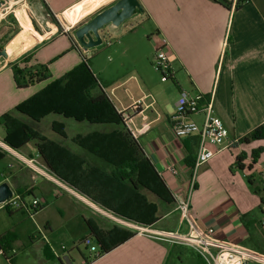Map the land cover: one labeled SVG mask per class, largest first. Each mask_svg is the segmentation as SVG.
<instances>
[{
  "label": "crops",
  "instance_id": "obj_1",
  "mask_svg": "<svg viewBox=\"0 0 264 264\" xmlns=\"http://www.w3.org/2000/svg\"><path fill=\"white\" fill-rule=\"evenodd\" d=\"M115 1L40 0L46 12L65 13L71 18L78 13L97 14ZM137 1L141 12L114 30L106 27L102 31L105 45L110 46L109 40H113L112 48L104 51L114 57V63L108 66L104 56H100L103 51L96 48L85 51L67 33L56 34L49 40L34 31L14 40L27 27L16 34L9 33L2 54L7 53L10 59L0 56V117L49 82L61 78L85 57L116 112L130 115V136L148 164L118 165L121 152L117 150L105 156L115 165L100 162L92 156L94 151L71 142L76 133L68 132L66 139L54 133L53 122L63 121L71 127V120L51 115L52 120L45 124L47 136L68 143L71 151L85 160L71 169V187L44 178V171L53 172L38 154L36 142H27L18 149L7 145L6 130L1 124L0 184L7 182L14 194L17 188L30 190L32 195L28 197L40 199L42 206L49 195L55 202L63 200L61 207L70 214L69 210L73 214L87 212L82 215L85 229L80 228L76 234L79 241L89 236L88 222L105 247L116 246L89 264H204L190 248L158 241L138 231L187 230L171 196L187 193L198 143L196 136L177 139L171 128L181 90L190 96L212 97V114L222 121L231 138L239 140L264 123V0ZM1 21L3 28L10 29L7 20ZM155 33L166 39L172 60V77L164 82L152 70L155 43L150 36ZM6 34L5 30L0 33V43ZM29 54L31 58L21 67L47 65L48 72L53 74L45 82L19 89L11 65ZM54 58L58 59L52 62ZM49 117L42 118L35 128L40 131L41 122ZM189 118L201 124L203 115ZM259 147H264V140L219 150L198 169L190 196L191 218L197 229L212 228L215 240L247 250L252 249L258 237L262 238L257 225L261 216L260 198L258 202L246 183L247 174L237 169L235 161L244 153L243 164L247 166L249 151ZM256 167L257 164L252 170ZM170 168L176 170L175 175ZM130 169L138 170V175L132 176L131 181L124 180ZM262 172L264 167L259 174ZM46 224L50 229L48 221ZM126 235L130 237L119 243ZM15 240L12 233L3 249L5 264H9L7 260L10 264L17 260L12 249ZM93 241L101 248L99 242Z\"/></svg>",
  "mask_w": 264,
  "mask_h": 264
},
{
  "label": "rangeland",
  "instance_id": "obj_2",
  "mask_svg": "<svg viewBox=\"0 0 264 264\" xmlns=\"http://www.w3.org/2000/svg\"><path fill=\"white\" fill-rule=\"evenodd\" d=\"M0 10L2 12H4L3 10L9 12L6 15L3 13L4 19L2 21L7 20L8 23L6 25L10 26V29H5L0 24V33L4 32V30L7 32L5 38L0 43L1 47L6 43L9 33L12 35V32H20L24 27L27 28L20 33L21 35H17L14 40L23 36V34L28 35L32 31L42 37L44 36L43 38L45 40H49L59 33H67L75 40L74 31L88 22L95 14L93 11L86 13L84 16L78 13L71 18V15L64 16L65 13H62L53 15V18L47 14L40 0H3L0 1ZM109 42L111 45L113 44V40H109ZM111 45L108 46L104 43L96 47L97 50L103 51V55L101 54L100 56H104L102 58L106 60L107 66L114 63V57L112 55H105V52L112 48ZM57 59L54 58L52 62ZM152 70L160 81H162L160 74L153 69V66ZM53 71H55L54 68ZM52 74L49 72V75ZM169 83L172 84L171 82ZM52 118L50 116L41 122V132H39L43 150L52 161L57 173L53 174L44 171L46 175L44 178H48L49 181L52 179L58 183L60 182L68 188L71 187V169L73 170L75 164L82 162V160L78 158L77 154L71 151V148H66L60 140L58 141L55 138L51 139L47 136V127L45 124L50 122ZM53 125L54 129L59 132L62 138H66L67 133L71 132L69 124H64L63 121L53 122ZM95 131L97 132L96 134L85 133L77 135L78 133L84 132L82 128H79L76 130V135L71 136L70 140H73L74 145L75 143L81 145L78 140L83 138L86 147H89L90 142H92L94 147L100 148L105 152H101L103 157L115 154V150H117V152H121L119 153L120 158L117 159L118 162L123 159H134V150L130 142L124 140V133L118 130L116 126L106 125L104 127H96ZM261 148L264 149V147ZM251 150L249 151V163ZM259 159L261 161L258 160L257 167L254 170L244 169L243 173L245 175L247 174L246 176L253 177V186L255 188L262 189L264 188V176H261L259 173L264 167V151ZM76 160H79V162ZM79 181L77 180V182ZM256 196L259 202V196ZM29 197H26V201L31 200ZM45 199L46 202L43 203V208L36 213L33 212L31 215L23 210L15 212L12 217H9L6 211L0 208V234L13 233L16 236V240L12 245V249L15 250L14 256L17 259L15 264H59L63 256H67L72 264H80L82 262L81 254L88 255V249L79 241L76 234L80 228L85 229L82 217L84 214L87 215V212L83 214L84 211H82L73 214L74 211L69 210L71 211L70 214V212L61 207L63 200L55 202L54 198L49 195ZM254 216L256 219L259 216L258 207L255 209ZM47 221L50 229L47 228ZM262 238L264 239V236ZM58 256L59 258H57ZM0 264H5L2 256H0Z\"/></svg>",
  "mask_w": 264,
  "mask_h": 264
},
{
  "label": "trees",
  "instance_id": "obj_3",
  "mask_svg": "<svg viewBox=\"0 0 264 264\" xmlns=\"http://www.w3.org/2000/svg\"><path fill=\"white\" fill-rule=\"evenodd\" d=\"M47 14L53 17L50 12H47ZM16 33L12 32V35ZM30 58V54L23 55L18 61L11 65L14 82L16 87L19 89L31 87L45 82L50 78L47 65H38L35 66V68L20 66L21 64H26ZM88 61V59L82 57L81 62L74 66L70 71L66 72L61 78L49 82L35 95L16 106L10 112L1 116L0 124L5 128L7 135L5 142L13 149H18L30 141L36 142L38 154L53 174H56L57 172L54 169L52 161L43 150V144L39 143L41 139L40 132L35 128V124L39 123L42 118L54 115L63 119L71 120V134L76 133V130L79 128H82V131L84 132L90 130V134H96V127H104L106 125L116 126L118 130L124 133V140L130 142L131 147L134 150V159H123L121 162H118V165L128 167L147 165L148 162L143 157L140 147L134 140H132L130 133L124 127L121 115L116 112L113 104L103 91L102 86L91 72ZM170 79H167L166 81ZM52 129L54 133L60 136L59 132L54 129V125L52 126ZM196 138V143H198V137ZM259 140H264V123L239 139V143L250 144L251 142ZM78 141L81 145L75 143L76 145H78L81 149H86L91 152L94 151L91 153L92 156L97 158L100 162H103L106 165H115L114 161L106 160L107 158L101 155L103 150L94 147L92 142H90L89 147H86L83 138H80ZM71 142L73 143V140H71ZM62 143L69 149L68 143L64 141H62ZM263 151L264 149L261 147L252 150L250 152V163L247 166L243 164L246 159V155L244 153L240 154L235 161L237 169L239 171H243L244 169L252 170L254 165L257 164ZM82 159L84 160V158ZM136 175H138V170L130 169V171L126 174V178L124 177L123 179L131 181L132 176ZM140 175H142V172H140ZM260 175L264 176V172ZM245 180L251 191L255 195L259 196L261 210V206L264 204V188H255L253 186L254 179L252 176H245ZM15 195L23 202L26 197L32 195V192L30 190L27 191L26 188H17L15 190ZM42 208L43 206L33 211L26 210V212L31 215L33 212L36 213ZM5 211L9 215H12L15 212L23 211V209L20 208ZM86 225L89 229L88 237L99 242L102 255L116 247H105V245L98 239V234L95 229L88 222H86ZM11 235L12 233L0 235V249L3 250L5 246L8 245L9 237ZM262 236H264V232H262ZM129 237L130 235H126L119 243L124 242ZM249 250L264 258V239L258 237L257 241L252 244V249ZM81 256L83 257L82 254Z\"/></svg>",
  "mask_w": 264,
  "mask_h": 264
},
{
  "label": "built area",
  "instance_id": "obj_4",
  "mask_svg": "<svg viewBox=\"0 0 264 264\" xmlns=\"http://www.w3.org/2000/svg\"><path fill=\"white\" fill-rule=\"evenodd\" d=\"M3 1V0H0ZM0 10V21L4 19L8 11ZM150 40L155 43L152 66L160 74L161 80L166 81L172 77L171 56L168 54V43L159 34L150 36ZM106 42V40L104 41ZM85 53V52H84ZM212 97L206 99L200 94L190 96L186 91L181 90L175 104V112L171 118V128L177 139H184L192 136L198 137V147L193 165L190 169L188 180V191L185 195L173 193L171 198L175 209L180 214L181 220L185 223V232L170 231H138L149 238L186 246L193 250L204 264H264V258L247 249L236 248L228 244L221 243L212 237L213 229L196 228L190 213V196L196 185L197 171L201 165L212 159L221 149H227L239 143V140L231 138L222 121L212 114ZM203 115L201 124H197L189 117L197 114ZM122 117L124 127L130 132V115L118 113ZM29 163H33L31 160ZM172 175L176 170L169 169ZM42 206V201L33 198L23 202L15 194L7 201L0 203V208L4 210H35ZM261 216L257 223L260 231L264 232V204L261 206ZM83 245L88 249V256L83 258L82 264H89L102 256L101 250L92 238L86 237L82 240ZM14 253V250L11 251ZM5 252L0 249V256L5 257ZM10 264L9 260H7Z\"/></svg>",
  "mask_w": 264,
  "mask_h": 264
},
{
  "label": "water",
  "instance_id": "obj_5",
  "mask_svg": "<svg viewBox=\"0 0 264 264\" xmlns=\"http://www.w3.org/2000/svg\"><path fill=\"white\" fill-rule=\"evenodd\" d=\"M141 11L142 8L137 0H116L111 6L78 27L74 31V38L85 51L96 48L106 40V37L102 35L106 27L114 30ZM2 52L3 48L0 46V56ZM13 195L14 191L7 182L0 184V203L11 199ZM61 261L62 264H71L67 256H63Z\"/></svg>",
  "mask_w": 264,
  "mask_h": 264
},
{
  "label": "bare ground",
  "instance_id": "obj_6",
  "mask_svg": "<svg viewBox=\"0 0 264 264\" xmlns=\"http://www.w3.org/2000/svg\"><path fill=\"white\" fill-rule=\"evenodd\" d=\"M3 58H5L6 60L10 59V56L7 53H3L2 54ZM21 159V158H20ZM29 165V164H28ZM32 166V165H31ZM33 167V166H32ZM43 172V171H42ZM48 176V175H47ZM60 184V182H59ZM91 204V203H90ZM99 210V209H98ZM141 229V228H140Z\"/></svg>",
  "mask_w": 264,
  "mask_h": 264
}]
</instances>
